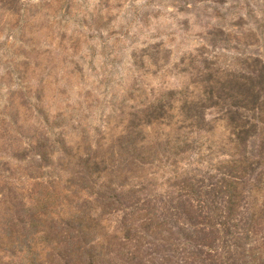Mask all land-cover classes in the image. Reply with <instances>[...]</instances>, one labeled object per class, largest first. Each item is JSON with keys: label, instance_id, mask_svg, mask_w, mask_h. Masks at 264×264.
Returning <instances> with one entry per match:
<instances>
[{"label": "rangeland", "instance_id": "obj_1", "mask_svg": "<svg viewBox=\"0 0 264 264\" xmlns=\"http://www.w3.org/2000/svg\"><path fill=\"white\" fill-rule=\"evenodd\" d=\"M88 151L106 174L71 160ZM78 208L102 264H264V0H0V264L31 216L60 242Z\"/></svg>", "mask_w": 264, "mask_h": 264}, {"label": "trees", "instance_id": "obj_2", "mask_svg": "<svg viewBox=\"0 0 264 264\" xmlns=\"http://www.w3.org/2000/svg\"><path fill=\"white\" fill-rule=\"evenodd\" d=\"M229 76L231 78L235 77V75H229ZM207 77H208L207 82H211L212 78H213L212 75H208ZM240 78L242 80V83H234V85H231V82L227 80L228 82H226V88L223 87V90L228 89L229 91H233L235 88H237V90L241 87H247L248 88V85H249L248 81H251L250 78H246L243 76ZM168 95L171 96L172 94H168ZM164 97L165 96H162V97H160V99L156 100V102L159 103L157 106L149 105V107H147V109L142 112V113L145 112V115L147 117L152 118V120L147 121L148 122L147 124H149V122H151L153 120H157L159 118H162L165 115L166 111L168 110V109H166V107H168V106L167 105L166 106L161 105L163 100L166 98V97L165 98ZM211 97L212 96H210L209 98L211 99ZM200 100H203V102H204L205 99H200ZM199 103L201 104L202 102H199ZM204 108H207V106H205V105L200 106L201 110ZM238 108H245V107L244 106H238ZM182 109H183V112H185L186 114L188 112H190V110L188 109V106H185V103H184ZM133 117L136 118L137 115H134ZM200 117H201V112H199V108H198V110H196V113H192L190 115H187V118L191 121L194 119L201 120ZM235 120H237V119L235 117H232L230 119V122L234 128H237L238 125L237 124L234 125ZM132 128H135V126L131 122V124L129 126H126L121 131V133L125 132L126 130L130 132V129H132ZM129 132L127 134H129ZM131 134L132 133L127 135L126 139L123 141L124 142V145H122L123 148H125L128 145V143L130 142ZM240 140H241L240 135L239 134L236 135L235 142L238 144V142ZM97 147H99V146H97ZM87 148L89 150L90 145ZM72 155L73 156H72L71 160L78 161L77 167L83 173H89L91 175H101V174H106L105 172H108L105 165L102 164L103 162L102 161L97 162L96 160L98 158H97L96 154L90 155V151H88L84 155H80L78 152H76ZM145 160H147V159H142V157H137L134 159V163L140 164V165L150 164V162L148 160L147 161H145ZM130 163L131 162L128 161V164H130ZM123 168H120L119 166H117L115 170L121 171V170H123ZM109 173L113 174L114 171L111 170ZM79 174H80V172H79ZM85 176H87V175H85ZM235 197H236L235 188H233V184H230L228 186V191H227V207H226V209H227L228 214L232 213L233 208L235 207V205H234V198ZM111 210H114V209H111L110 204L107 202V200H105L104 203L101 205L100 211H102V213H107L108 211H111ZM94 217H95V215H94L93 211H90V212H87L86 214H84L82 212V208H78L77 210H75V213L71 214L69 217V222L73 226L63 230L62 235H61L62 236L61 241L59 242V240H57L55 237L58 235H55L50 240L49 236H47L43 231H36L35 230V218L33 216H31L30 217L31 220L27 224L28 236H26L24 238V240L22 242H20V247L22 249L20 253H22V251H23V254H24L23 257L24 258H23V260H21V262L19 264H43L38 260V253L34 250V246L37 244V240H40L42 242H46V241L50 240L49 245L54 244L53 247L56 250H58V252H59L58 258H59L60 264H61V262L63 264H102L101 262H99V260H96L95 256H94V245H96V243L94 242V237L91 236L92 234H95V232H96V231H94V228L96 227ZM38 221L39 220H37V223H38ZM18 223L20 226L24 227V222L22 219L19 220ZM9 227H10L9 230H8V225L5 227V232L7 231L6 232V239L10 242V239L14 237V234L12 235L10 233V231L12 230V227L11 226H9ZM74 230H77V235L72 233ZM31 236H33V237H31ZM15 238H18V237H15ZM60 244L63 245L62 248H61ZM104 260L109 261L105 258H104Z\"/></svg>", "mask_w": 264, "mask_h": 264}]
</instances>
